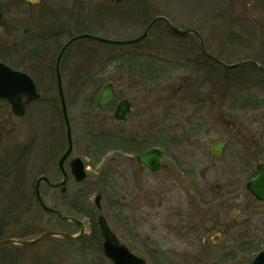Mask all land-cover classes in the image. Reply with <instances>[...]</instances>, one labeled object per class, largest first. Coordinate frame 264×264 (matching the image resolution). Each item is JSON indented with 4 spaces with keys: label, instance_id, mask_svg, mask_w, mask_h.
<instances>
[{
    "label": "rangeland",
    "instance_id": "374dc122",
    "mask_svg": "<svg viewBox=\"0 0 264 264\" xmlns=\"http://www.w3.org/2000/svg\"><path fill=\"white\" fill-rule=\"evenodd\" d=\"M0 7V63L29 76L38 93L23 116L0 99V240L46 231L81 236L0 245V264H112L97 232L100 215L145 264H250L264 248V218L234 217L232 195L246 171L208 146L219 138L217 117H264V69L221 67L196 34L179 35L163 19L195 30L225 64L262 66L264 0H0ZM157 16L163 19L148 26ZM148 29L136 43L112 42ZM80 34L108 43L70 42L57 71L61 48ZM105 83L113 97L99 108ZM60 91L72 148L64 166L69 175L70 160L81 159L85 177L69 175L63 193L45 183L39 190L46 206L82 221L83 233L43 211L34 191L41 176L64 178L57 162L69 143ZM124 99L131 112L119 120L113 112ZM206 119L214 124L205 128ZM151 147L163 152L157 171L136 160Z\"/></svg>",
    "mask_w": 264,
    "mask_h": 264
},
{
    "label": "water",
    "instance_id": "95a60500",
    "mask_svg": "<svg viewBox=\"0 0 264 264\" xmlns=\"http://www.w3.org/2000/svg\"><path fill=\"white\" fill-rule=\"evenodd\" d=\"M1 14H2V9L0 7V18H1ZM171 28L176 33H187L188 32V31L178 30L177 28L173 26ZM145 34L135 39L134 41L140 40L141 38L145 36ZM81 37H91V36L82 35ZM67 44L63 46V48L61 49L57 57V60H56L57 71H58L59 58L61 57L62 52L64 51ZM202 49L204 50L203 46H202ZM245 63L257 65L256 63L252 61H247V62H240V63H236L233 65H229V67H235V66H239ZM58 82H59V79H58ZM60 95H61V91H60ZM37 96L38 94L35 92L34 84L26 74L11 70L7 66L0 63V98H4L10 103L12 111L15 115L21 116L28 102H30L32 99L36 98ZM60 97H61V103H62V111L64 114V118L66 120L64 100L62 98V95ZM112 97H113L112 86L110 84H105L97 97V101H96L97 106L102 107L103 105L108 103L112 99ZM128 114H129V104L126 100H122L117 105L114 116L115 118L122 120L126 118ZM66 123H67V120H66ZM67 128H68L67 138H68L69 147L67 148L66 152L61 157V159L59 160V167L62 170H63V167H62L63 161L71 151L70 130H69V127ZM212 149L215 154H218L219 145H214ZM136 159L138 162L143 163L152 171H156L164 166L161 162L162 152L158 148H152L146 151L145 153L138 155ZM70 166H71V172L76 181L82 180L85 177V172L83 170V164L78 158L73 159L70 163ZM63 176H64V179L63 181L57 184L58 186L59 185L62 186L65 183L66 174L64 171H63ZM43 180L47 181V178L40 177L36 181V199L39 205L41 206V208L46 212H53L63 219L71 220L72 223L80 227V232H82L83 224L81 221L75 218H72V217L65 216L60 211L52 209L44 204L39 194V191H38V185ZM62 191H64V187H62ZM95 199H96V204L98 206L99 205V195H97ZM97 223H98V232H99L100 237L102 238L103 255L107 257L108 259H110L113 264H145L144 259L139 258L133 253H131L128 250V248L116 238L115 234L108 227L106 220L103 216L101 215L98 216ZM56 235L63 236L66 239H74L77 237V235L74 236V235H69V234L62 233V232H59V233L45 232V233L40 234L38 237L31 239V240H27V241H17L13 239L2 240L0 241V245L7 244V243H16V242L20 244H30V243L37 242L40 239H43L45 237L56 236ZM213 241H216V239H213ZM251 264H264V249L256 254Z\"/></svg>",
    "mask_w": 264,
    "mask_h": 264
},
{
    "label": "flooded vegetation",
    "instance_id": "af4514ba",
    "mask_svg": "<svg viewBox=\"0 0 264 264\" xmlns=\"http://www.w3.org/2000/svg\"><path fill=\"white\" fill-rule=\"evenodd\" d=\"M245 120L250 122V127L245 125ZM208 122L214 124V121L206 119L205 128ZM216 122L221 129L219 138L208 146L211 155L220 157L224 152L229 153L233 161L236 159L246 171L247 178L240 182L236 193L232 195L235 202L233 209L236 210L234 217L237 218L242 212L264 218V117H217ZM215 144L219 145L217 156L212 149ZM49 183L54 182L49 179ZM233 225L236 226V222L224 223L219 232H226Z\"/></svg>",
    "mask_w": 264,
    "mask_h": 264
}]
</instances>
